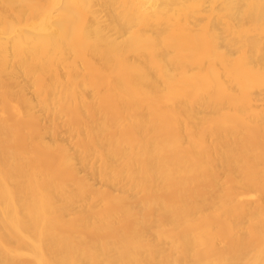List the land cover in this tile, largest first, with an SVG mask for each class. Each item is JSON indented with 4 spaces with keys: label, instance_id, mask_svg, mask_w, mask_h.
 Masks as SVG:
<instances>
[{
    "label": "bare ground",
    "instance_id": "obj_1",
    "mask_svg": "<svg viewBox=\"0 0 264 264\" xmlns=\"http://www.w3.org/2000/svg\"><path fill=\"white\" fill-rule=\"evenodd\" d=\"M0 264H264V0H0Z\"/></svg>",
    "mask_w": 264,
    "mask_h": 264
},
{
    "label": "rangeland",
    "instance_id": "obj_2",
    "mask_svg": "<svg viewBox=\"0 0 264 264\" xmlns=\"http://www.w3.org/2000/svg\"><path fill=\"white\" fill-rule=\"evenodd\" d=\"M99 185V184H98Z\"/></svg>",
    "mask_w": 264,
    "mask_h": 264
}]
</instances>
